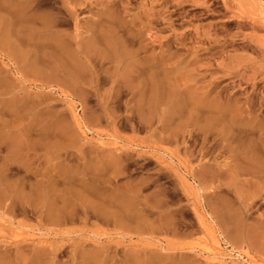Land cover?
Masks as SVG:
<instances>
[{
	"label": "rangeland",
	"instance_id": "374dc122",
	"mask_svg": "<svg viewBox=\"0 0 264 264\" xmlns=\"http://www.w3.org/2000/svg\"><path fill=\"white\" fill-rule=\"evenodd\" d=\"M98 34L124 54L89 53L74 79L69 43L82 55ZM263 121L264 0H0V264H74L107 232L108 202L173 212L193 247L264 264L243 239L225 247L212 202L225 172L264 161ZM231 195L264 240V189Z\"/></svg>",
	"mask_w": 264,
	"mask_h": 264
},
{
	"label": "crops",
	"instance_id": "0c3cea01",
	"mask_svg": "<svg viewBox=\"0 0 264 264\" xmlns=\"http://www.w3.org/2000/svg\"><path fill=\"white\" fill-rule=\"evenodd\" d=\"M29 12L37 13L38 11L30 8ZM29 23L33 27L38 25L37 22L34 21ZM96 26H97L96 24H93L92 28L96 29ZM110 42H106L105 37H102L101 34L92 36L90 40L88 41L83 40L79 44L80 48L84 49L85 52L82 55H80L78 48L75 47L74 43L71 41L69 44L72 45V47H70V49L68 48L69 57L74 58V61H72L70 64L67 65L64 64L65 68L69 71L70 76L73 77L74 79L75 78L81 79L82 69L84 68V66L86 67V65L84 64H87V62L83 59H86L87 58L86 55L89 53H94L102 57H112L118 59L119 57L113 54L115 53V50H118L115 49L117 48V44L116 43L114 44L112 42V46L110 47ZM49 44L60 45L61 43L57 40H54L53 37H50ZM113 49L114 51H112ZM101 51H105V53L106 52L107 53L105 54L104 52ZM115 54H117V52ZM5 55L7 58L10 59L11 63H16L19 69L30 70V69L42 68L41 66L38 65L39 54L37 53L29 54V53H24L23 51L19 52V51H14L13 49L6 48ZM78 86L79 85L75 83L72 85V88L75 91H77ZM65 142L72 143L73 141L71 139H68ZM262 163H264V161H262ZM262 163L260 164L240 163L236 166L239 168V171L235 170L238 168H231L228 172H225V177L220 184V188L225 190L221 191L220 194L213 197L214 200L212 201L214 208L213 211H215L214 212L215 215L216 216L219 215L218 213H220L219 217H221L222 214L225 215L223 216V218H226V223L225 222L224 223L226 225L228 224L227 225L228 229L226 225L224 227V223L222 226L223 229L224 230L227 229L226 232L230 231L232 233L233 236H231V233L228 232L230 234V239L233 237L239 240L236 241L235 239L236 242L235 243L233 239L234 243L233 242L232 243L235 245H239L240 241L243 239L246 245H251L255 247L256 250H258L259 252H264L263 230L261 229L260 231L261 233L258 231L256 232L258 235L260 234L259 236L257 235L258 238L257 237L256 239L253 238L254 236H256L255 235L256 233L254 232L255 229L253 227H248L246 225L244 212H242L237 207L236 201L234 197L231 195V192L235 194V196L243 195L242 197L248 198L251 197L252 195L258 194L261 190H263L264 187L262 184H264V171H263L264 164ZM245 167H250V168H245ZM249 169H251V171ZM222 172L223 171L220 169V175ZM236 173L237 175H235L236 177L235 178L234 174ZM231 174H233V177L235 179L231 176ZM257 174L261 175L259 179L257 180L251 179L250 177L251 175H257ZM230 180L232 182L235 181L234 183L237 184H235L234 186V183H232ZM259 183L262 184L260 185ZM237 185L238 187H236ZM242 188L244 189L243 192H242ZM237 190L239 192L241 191V194L238 193ZM245 191L246 193L249 191L247 195L244 194ZM130 197L134 198L135 195H131ZM117 204L118 202H108L107 205H105V203L101 204L100 211H102V213L107 212L108 226L105 227L107 232L102 233L100 237L93 236L94 237L93 239H96L95 243L77 244L75 247L74 264H230L231 263L226 255L223 256L217 253L210 254L198 246L193 247L195 246L194 243L195 239L190 237V232L184 227L178 226V224L169 220L174 215L173 212H169L166 213L165 215H160L157 217L150 216L148 214L139 215L135 213H122L121 211H119L121 209L122 204L121 203H119L118 205ZM114 206L115 208H113ZM108 208H110V211H108ZM217 210H219L220 212H218ZM223 218H220L218 220L225 221V219ZM222 221L220 222L221 225H222ZM237 229L238 230L240 229L241 231L239 230L240 231L239 232L237 231ZM248 229H250V231L252 230V232H250ZM234 231L237 233L239 232V234H237L236 236V233ZM228 233L227 235L229 236ZM248 233H251L250 235L252 236L254 235V236L250 237ZM240 234L241 236L243 234V236L241 237ZM244 234L247 236H244ZM249 237L253 238L254 241L257 242L256 243L253 242V240L249 239ZM247 238L251 243L248 242ZM85 242L88 241L85 240ZM253 243L255 245H253ZM225 247L227 248L228 246ZM219 257H224L226 259V262L223 263L216 262L215 261L216 258ZM241 257H242L241 259H243L245 264L246 262H249L248 258H246L245 256H241Z\"/></svg>",
	"mask_w": 264,
	"mask_h": 264
},
{
	"label": "bare ground",
	"instance_id": "6f19581e",
	"mask_svg": "<svg viewBox=\"0 0 264 264\" xmlns=\"http://www.w3.org/2000/svg\"><path fill=\"white\" fill-rule=\"evenodd\" d=\"M96 43H97V42H96ZM110 43H112V42H110ZM108 44H109V43H108ZM93 45H94V44H93ZM93 45H92V46H93ZM100 45H101V44H100ZM111 46H112V45H111ZM111 46H110V47H111ZM110 47H109V49H110ZM114 48H115V47H114ZM104 49H105V48H104ZM109 49H108V50H109ZM115 49H117V48H115ZM118 49H119V48H118ZM94 50H95V49H94ZM98 51H99V50H98ZM112 51H114V49H113ZM122 51H123V50H122ZM122 51H121V50H115V53L117 52V54H115V53H113V54H114V55H117V57H118V56H121V55L124 54V52L122 53ZM124 51H125V50H124ZM91 52H92V51H91ZM99 52H100V51H99ZM101 52H104V53H105V51H101ZM106 53H107V52H106ZM106 53H105V54H106ZM108 53H109V52H108ZM109 55H110V54H109ZM126 55H127V53H126ZM124 56H125V55H124ZM122 57H123V56H122ZM127 61H128V60H127ZM129 64H130V63H129ZM76 65H77V64H76ZM132 65H133V64H132ZM129 66H130V65H129ZM75 69H76V68H75ZM124 70H125V69H124ZM128 70H129V69H128ZM73 73H74V72H73ZM77 74H79V73H77ZM75 75H76V74H75ZM81 75H83V74L81 73ZM131 75H132V74H131ZM165 95H166V94H165ZM184 96H185V95H184ZM187 97H188V96H187ZM194 103H195V102H194ZM180 107H181V106H180ZM234 108H235V107H234ZM238 108H239V107H238ZM212 111H213V110H212ZM238 111H239V110H238ZM150 115H151V114H150ZM153 115H154V114H153ZM150 117H151V116H150ZM233 117H234V116H233ZM238 119H239V118H238ZM238 119H237V120H238ZM208 121H209V120H208ZM234 121H235V120H234ZM149 122H150V121H149ZM209 122H210V121H209ZM212 122H213V121H212ZM212 122H210V123H212ZM263 122H264V121H263ZM212 124H213V123H212ZM218 126H219V125H218ZM208 127H209V126H208ZM208 127H207V128H208ZM242 128H243V127H242ZM209 131H210V130H209ZM240 132H241V131H240ZM248 132H249V131H248ZM250 135H251V134H250ZM253 135H254V134H253ZM71 140H72V139H71ZM225 142H226V141H225ZM261 152H262V151H261ZM240 159H241V158H240ZM243 161H244V160H243ZM261 163H262V162H261ZM262 164H264V163H262ZM107 165H108V164H107ZM111 165H112V164H111ZM247 166H248V165H247ZM230 167H231V166H230ZM253 167H254V166H253ZM236 168H238V167H236ZM245 168H250V167H245ZM260 169H261V168H260ZM91 170H92V169H91ZM235 170L239 171V168H238V169H235ZM240 170H241V169H240ZM249 170L251 171V169H249ZM114 171H115V170H114ZM263 171H264V170H263ZM210 172H211V170H210L209 168H207V167H205L204 169L202 168V169H200V172L198 171V173H199V177L204 179L203 176L209 174ZM234 172H236V171H234ZM247 172H249V171H247ZM231 173H233V172H231ZM242 173H243V172H242ZM253 173H254V172H253ZM256 173H257V172H256ZM240 174H241V173H240ZM248 174H249V173H248ZM211 175H212V174H211ZM235 175H237V173L234 174V177H235ZM228 176H229V175H228ZM231 176L233 177V174H231ZM222 177H223V176H222ZM234 177H233V178H234ZM248 177H249V176H248ZM235 178H236V177H235ZM235 178H234V179H235ZM228 179H229V178H228ZM234 179H232V180H234ZM220 180H221V179H220ZM230 181H231V180H230ZM231 182H232V181H231ZM234 182H235V181H233L232 183H234ZM220 184H221V183H220ZM228 184H229V183H228ZM235 184H237V183H234V186H235ZM259 184L261 185L262 183H259ZM229 185H230V184H229ZM262 185H263V187H264V184H262ZM236 187H238V185H237ZM239 188H240V185H239ZM243 188H244V187H243ZM243 188H242V192H243V190L245 189V188H244V189H243ZM236 189H238V188H236ZM239 190H241V189H239ZM245 190H246V189H245ZM237 192L241 194V191L239 192V191L237 190ZM248 192H249V191H248ZM248 192H247V193H248ZM247 193H246V191H245L244 194L247 195ZM251 193H252V192H251ZM251 193H250V195H251ZM242 194H243V193H242ZM242 196H243V195H242ZM81 198H82V197H81ZM84 198H85V197H84ZM84 198H83V199H84ZM72 202H73V201H72ZM85 202H86V201H85ZM73 203H74V202H73ZM87 203H88V202H87ZM118 204H119V203H118ZM118 204H117V205H118ZM67 205H68V204H67ZM86 205H87V204H86ZM114 205H115V204H114ZM90 206H91V205H90ZM111 206H112V205H111ZM221 207H222V206H221ZM59 209H60V208H59ZM213 209H214V208H213ZM218 209H219V208H218ZM64 210H65V209H64ZM215 210H216V209H215ZM217 211L220 212L219 210H217ZM62 212H63V211H62ZM101 212H102V211H101ZM214 212H215V211H214ZM63 214H64V213H63ZM218 214L220 215V213H218ZM221 214H222V213H221ZM56 215H57V214H56ZM214 215H215V214H214ZM219 215H217V216H215V217H219ZM57 216H58V215H57ZM223 216H225V215L222 214V216L219 217L218 219L223 218ZM146 218H147V217H146ZM223 219H225V221H222V220H221V221H222V225H221V223H220L221 221L219 220V223H220L219 226H220V225L223 226V223H224V222L226 223V218H223ZM230 222H231V221H230ZM225 223H224V227H225V225H226ZM227 223H228V222H227ZM158 224H159V223H158ZM227 225H228V224H227ZM227 225H226V227H227V229H228V226H227ZM235 225H236V224H235ZM232 226H233V225H232ZM222 228H223V227H222ZM237 228H239V227H237ZM227 229H226V230H227ZM223 230H224V229H223ZM226 230H225V232H226ZM229 230H230V229H229ZM231 230H233V229H231ZM239 230H240V229H239ZM239 230L237 229V231H239ZM248 230L250 231V229H248ZM240 231H241V230H240ZM240 231H239V232H240ZM249 231H247V232H249ZM228 232L231 233L230 231H228ZM228 232H226V233H228ZM234 232H235V231H234ZM239 232H238V233L235 232V233H236V236H237V234H239ZM245 232H246V231H245ZM250 232H252V230H251ZM256 232H257V231H256ZM229 233H228V234H229ZM241 233H242V232H241ZM253 233H254V232H253ZM260 233H261V232H260ZM221 234H222V233L220 232L219 235L221 236L220 238H221V240L224 242V245H225V246H230V244H231V243H230V240H229V238H230V234H229V236H228V235L226 236L224 233H223L222 235H221ZM245 234H247V233H245ZM245 234H244V236H247V235H245ZM248 234L250 235L251 233H248ZM249 235H248V236H249ZM255 235H256V236L253 235L254 237H253L252 235H250V237H253L254 239H256V237H257L258 234L256 233ZM259 235H260V234H259ZM259 235H258V236H259ZM231 236H233L232 233H231ZM238 236H239V235H238ZM240 236H241V234H240ZM240 236H239V237H240ZM242 236H243V234H242ZM242 236H241V237H242ZM228 237H229V238H228ZM241 237H240V238H241ZM250 237H249V239H252L253 242H255V243L257 242V241H254V239H253V238H250ZM243 238H244V237H243ZM257 238H258V237H257ZM233 239H234V242H235V239H236V238H233V237H232V238H231L232 242H233ZM245 239H246V237H245ZM247 239H248V238H247ZM249 239H248V242H249ZM236 241H239V240L236 239ZM234 242H233V243H234ZM235 243H236V242H235ZM249 243H251V242H249ZM231 245H232V244H231ZM253 245H255V244L253 243ZM256 245H257V244H256ZM84 252H85V250H84ZM84 252H83V253H84Z\"/></svg>",
	"mask_w": 264,
	"mask_h": 264
}]
</instances>
